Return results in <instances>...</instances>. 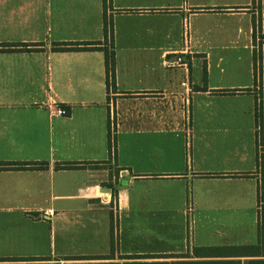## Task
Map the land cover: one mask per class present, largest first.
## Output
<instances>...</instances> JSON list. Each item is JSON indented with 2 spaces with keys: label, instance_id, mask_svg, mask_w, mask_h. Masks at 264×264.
<instances>
[{
  "label": "crops",
  "instance_id": "obj_1",
  "mask_svg": "<svg viewBox=\"0 0 264 264\" xmlns=\"http://www.w3.org/2000/svg\"><path fill=\"white\" fill-rule=\"evenodd\" d=\"M0 43V161L47 163L0 170V264H264V0H0Z\"/></svg>",
  "mask_w": 264,
  "mask_h": 264
},
{
  "label": "trees",
  "instance_id": "obj_2",
  "mask_svg": "<svg viewBox=\"0 0 264 264\" xmlns=\"http://www.w3.org/2000/svg\"><path fill=\"white\" fill-rule=\"evenodd\" d=\"M255 24V23H254ZM255 27V25H254ZM27 44L23 43H0V51H12V50H21V49H28L26 48ZM60 50H66L71 49L72 47H68L66 45H61L60 47H57ZM75 48H87L86 45H82L80 47ZM253 64H254V70L258 71L260 69V59L259 56L254 53L253 56ZM104 61H105V67H106V87H113L114 84V73H113V52L112 51H106L104 53ZM255 117L256 122L258 123V126L260 127V133L262 130V113H261V103L257 104L255 107ZM263 148L262 152L264 151V142L261 140ZM262 152L258 155V165L260 166V170L262 171ZM47 167L46 162H4L0 161V170L1 169H23V168H36V169H44ZM56 169H73V168H80L82 165H79L78 163H70V162H64V163H57L54 166ZM258 202H259V209H258V225L257 230L258 233L262 234L263 231V210H262V202H263V183L260 182L259 185V196H258ZM185 255H182L184 257ZM157 256L148 255V258H153ZM101 258V257H96ZM103 258V257H102ZM126 261H123L122 263H95V264H219V262L215 261H199V262H189V261H181V262H173L168 263L164 261H137V258H142L139 256H125L122 257ZM73 259V258H69ZM74 259H84V258H74ZM88 259V258H87ZM0 260H6V261H13L17 259H0ZM33 260V259H30ZM17 264V263H12ZM25 264H39V263H25ZM56 264V263H52ZM70 264H89V263H70Z\"/></svg>",
  "mask_w": 264,
  "mask_h": 264
},
{
  "label": "built area",
  "instance_id": "obj_3",
  "mask_svg": "<svg viewBox=\"0 0 264 264\" xmlns=\"http://www.w3.org/2000/svg\"><path fill=\"white\" fill-rule=\"evenodd\" d=\"M165 66L168 67V68H172V67H184V68H187L188 67V62L181 55H177V56H174V57H171V58H166L165 59ZM181 85L184 86L185 89H187L188 91L191 90V85H190V82H189L188 78H185L181 82ZM257 104H260L259 97L257 98ZM54 114L55 115H59V116H65V115L68 114V111L66 110V108H64L60 104H55V106H54ZM262 148H263V145H262L261 138H260V127L258 126V140H257V153H258V155L262 152ZM258 169H260L259 165H258Z\"/></svg>",
  "mask_w": 264,
  "mask_h": 264
},
{
  "label": "water",
  "instance_id": "obj_4",
  "mask_svg": "<svg viewBox=\"0 0 264 264\" xmlns=\"http://www.w3.org/2000/svg\"><path fill=\"white\" fill-rule=\"evenodd\" d=\"M107 190H109V189L107 188Z\"/></svg>",
  "mask_w": 264,
  "mask_h": 264
}]
</instances>
